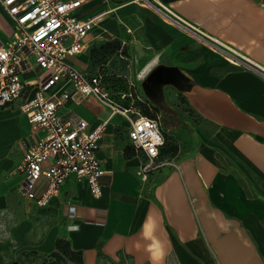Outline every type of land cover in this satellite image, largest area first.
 <instances>
[{
  "label": "crops",
  "instance_id": "crops-1",
  "mask_svg": "<svg viewBox=\"0 0 264 264\" xmlns=\"http://www.w3.org/2000/svg\"><path fill=\"white\" fill-rule=\"evenodd\" d=\"M77 11L102 18L70 60L107 71L108 84L135 82L162 114L160 159L171 162L142 180L147 157L134 149L129 121L75 92L62 112L90 127L105 122L101 194L72 176L40 205L19 189L28 119L19 99L0 106V264L26 250L50 253L59 236L82 252L81 264H264V0H84ZM12 33L0 3V42ZM113 41L119 47L105 53ZM227 46L257 68L229 61ZM175 103L191 116L175 118Z\"/></svg>",
  "mask_w": 264,
  "mask_h": 264
},
{
  "label": "built area",
  "instance_id": "built-area-1",
  "mask_svg": "<svg viewBox=\"0 0 264 264\" xmlns=\"http://www.w3.org/2000/svg\"><path fill=\"white\" fill-rule=\"evenodd\" d=\"M83 1L0 0L13 22L11 37L0 42V106L19 99L18 107L28 119L30 139L17 142L22 151L17 170L24 175L19 189L40 205H47L72 176L87 182L93 196L101 194L99 178L104 169L97 149L105 122L90 127L84 118L66 116L62 108L75 92L95 97L111 115L129 121L133 147L147 157L137 170L142 180L154 168L171 162L160 159L166 141L160 116L139 111L137 102L144 99L135 82L128 80L127 89L115 95L106 85L104 71L89 73L70 60L84 50L85 37L102 18L101 14L80 17L77 9ZM227 49L232 63L257 68L233 48ZM67 215L77 217L76 204H68Z\"/></svg>",
  "mask_w": 264,
  "mask_h": 264
},
{
  "label": "trees",
  "instance_id": "trees-1",
  "mask_svg": "<svg viewBox=\"0 0 264 264\" xmlns=\"http://www.w3.org/2000/svg\"><path fill=\"white\" fill-rule=\"evenodd\" d=\"M119 47V42L113 41L106 43L102 45L103 51L105 53H111L115 49ZM105 72V82L108 87V78L109 73L107 71ZM123 90V89H122ZM143 102L142 106L144 109H151V105L148 102ZM145 102V103H144ZM142 113L146 115H155V114H149L146 112ZM162 149V148H161ZM161 153V150H160ZM40 259H36L33 256H38ZM20 256H24L25 259L14 258L11 256L7 257V264H28L31 262H34L35 264H69L70 262H75L78 264H81L83 262V254L79 250H74L71 246L70 240L64 236H59L56 240L55 248L50 253H41L37 250H26L23 251ZM32 256V257H31Z\"/></svg>",
  "mask_w": 264,
  "mask_h": 264
},
{
  "label": "rangeland",
  "instance_id": "rangeland-1",
  "mask_svg": "<svg viewBox=\"0 0 264 264\" xmlns=\"http://www.w3.org/2000/svg\"><path fill=\"white\" fill-rule=\"evenodd\" d=\"M132 67H133V74L136 76L137 75V70H136L137 66L133 65ZM122 84H123L122 80H120V78H118V79L114 80L113 83L108 84V88L111 91H113L116 95V93L119 90L127 88V87L122 86ZM151 105H152L153 110L144 109L143 106H141V112L143 111V112H146L149 114H155V115L160 114V115H162L161 112L159 111V108H156L152 102H151ZM169 112H172L175 115V118H177V119H178V116H180L182 118H184L186 115L191 116V113L188 110H186L183 105H179V107H178V104H176V103L173 105L172 110H169ZM160 115H158V116H160ZM169 144H171V143H169ZM168 149H169V146H167L164 149L166 151L165 153H169L172 150V149H169V150ZM19 257L21 259H25L24 256H19ZM33 257H35L36 259H40L39 255L33 256Z\"/></svg>",
  "mask_w": 264,
  "mask_h": 264
}]
</instances>
